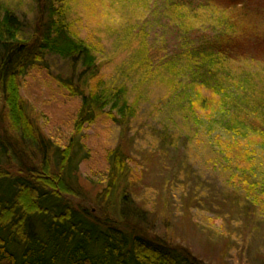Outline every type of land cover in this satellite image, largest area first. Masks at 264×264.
<instances>
[{
	"label": "rangeland",
	"instance_id": "374dc122",
	"mask_svg": "<svg viewBox=\"0 0 264 264\" xmlns=\"http://www.w3.org/2000/svg\"><path fill=\"white\" fill-rule=\"evenodd\" d=\"M103 1L72 0L66 20L78 37L98 49L107 83L125 85L129 102L139 101L138 114L125 134L118 125L84 126L91 157L74 175L81 191L92 204L90 199L106 187L108 149L121 144L130 157L131 172L119 189L128 191L133 206L150 222L152 235L187 247L206 264H264V145L261 136L249 132L264 129V0H239L245 17L253 22L252 32L240 56L225 66L231 78L225 77L224 83L234 94L228 107L238 113L239 122L247 112L249 127L243 128H231L221 120L225 105L219 104L220 93L205 90V105L177 102L170 96L173 89L166 77L153 70L158 62L210 58L211 48L222 36L217 22L223 20L221 14H204L198 0H153L146 5ZM178 2L191 12L189 21L178 23L173 12ZM0 5L17 20L20 39L33 37L42 18L35 0H0ZM142 42L146 56L141 55ZM143 58L150 62L151 73L141 68ZM43 62L51 76L61 79H75L73 73L80 66L47 55ZM240 75L253 79L247 90H253L254 95H248L252 100L243 101L242 84L234 79ZM191 77H183L182 83L186 85ZM28 92H23L24 97L39 103V94L37 98ZM252 103L259 105L257 112L249 108ZM58 115L45 120L55 124L51 125L55 145L64 147L68 132L60 127L70 119ZM35 117L45 125L39 112Z\"/></svg>",
	"mask_w": 264,
	"mask_h": 264
},
{
	"label": "trees",
	"instance_id": "16d2710c",
	"mask_svg": "<svg viewBox=\"0 0 264 264\" xmlns=\"http://www.w3.org/2000/svg\"><path fill=\"white\" fill-rule=\"evenodd\" d=\"M35 1L42 18L27 40L20 39V26L11 11L0 5V264H206L187 247L152 235L150 222L133 206L128 191L119 189L131 172L130 157L121 144L108 149L106 187L90 199L92 204L81 191L74 175L91 157L84 126L118 125L125 134L138 114L139 101L129 102L125 85L107 83L98 49L78 37L66 20L72 0ZM135 1L146 5L153 0ZM198 1L204 14L223 17L217 21L223 28L220 43L215 41L210 58L158 62L154 73L166 77L173 89L170 96L177 102L205 105V90L220 93L219 104L225 105L221 120L231 128L249 127L247 112L239 122L238 113L228 107L234 94L224 80L231 78L225 66L240 56L253 22L245 17L239 0ZM180 3L174 4L173 12L178 23H184L191 12ZM141 44V55H148ZM45 55L73 61V66L79 63L75 79L51 76L43 62ZM149 65L146 58L140 61L141 68L151 73ZM190 75L191 81L183 84V77ZM234 79L238 86L242 84L243 101L252 100L248 95H254L253 90L247 91L252 77ZM24 91L39 94V103L30 102ZM32 105L38 107L35 110L45 125L39 124ZM256 106L252 103L249 108L257 112ZM55 113L61 119L72 115L60 127L68 132L64 147L55 145L51 137L55 124L45 120ZM249 132L261 136L264 145L263 128Z\"/></svg>",
	"mask_w": 264,
	"mask_h": 264
}]
</instances>
